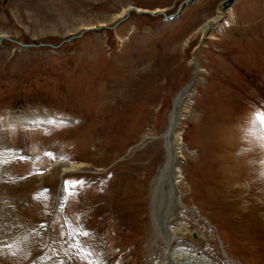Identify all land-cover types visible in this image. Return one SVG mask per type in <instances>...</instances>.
Instances as JSON below:
<instances>
[{
    "label": "rangeland",
    "instance_id": "1",
    "mask_svg": "<svg viewBox=\"0 0 264 264\" xmlns=\"http://www.w3.org/2000/svg\"><path fill=\"white\" fill-rule=\"evenodd\" d=\"M183 1L0 0V149L34 156L0 153V264H165L151 183L197 71L178 126L176 256L264 264V182L243 151L264 131V0H234L211 36L224 0L163 19Z\"/></svg>",
    "mask_w": 264,
    "mask_h": 264
},
{
    "label": "bare ground",
    "instance_id": "2",
    "mask_svg": "<svg viewBox=\"0 0 264 264\" xmlns=\"http://www.w3.org/2000/svg\"><path fill=\"white\" fill-rule=\"evenodd\" d=\"M226 3L227 0H224V2L220 4L219 7V10H221L219 13L220 15H218V17L216 16L211 21L210 25L204 27V32L206 33L205 35L211 36L210 30L212 29L213 31L219 32V29L215 28L216 27L215 22H217L218 20H222L226 18L228 22L231 21L232 14H229L231 9L225 7ZM223 9L227 11L223 12L224 11ZM213 25L215 26L214 28H212ZM198 72L199 71L194 73V78L192 79L193 84L189 85L190 87L186 88L182 95H180L181 94L180 93L176 97V100L174 102L175 108L173 106V110H172L173 112L169 116L168 130L163 137L164 148L166 153V157H165L166 162L164 163V166H162L163 168L159 170L158 175L155 178H153L151 183V204H150L151 214L150 215L152 221L154 222L153 224L154 230H156L160 238L162 237L164 240L163 243L165 244V251H166L165 264H213V262L210 261L209 258L207 259L203 256H197L196 252L195 254H192L190 256L188 255L189 257H187V259H185L186 258L185 256H184L185 258L177 257L175 252V246H176L175 244L177 242V239L175 238L174 231L171 228L173 211L175 210L176 206L180 204V197L178 203H175L174 201V199H177L176 190H177V182H178L176 178V176L178 177V172L176 167V163H177L176 156L181 141L179 134L180 128H178V126L180 124L181 117L183 116V115L181 116L183 106L186 104V102H188V104L190 103L189 100L190 95H192V93H194L195 91V82L198 77L197 74ZM62 164L64 167V168L62 167L64 169L63 172L75 171L81 168V166L80 168L79 166L74 167L69 163H65V164L62 163ZM4 234H8V233L5 232V229H0L1 250L3 249L5 244L2 243V241H6V238H4L5 236ZM17 238L21 240L23 239L22 236ZM13 242H16V240H14Z\"/></svg>",
    "mask_w": 264,
    "mask_h": 264
},
{
    "label": "clouds",
    "instance_id": "3",
    "mask_svg": "<svg viewBox=\"0 0 264 264\" xmlns=\"http://www.w3.org/2000/svg\"><path fill=\"white\" fill-rule=\"evenodd\" d=\"M253 110L252 115H255ZM251 119L249 117V126H251ZM246 147L243 149L246 155H250L256 159V176L259 181L264 182V131H257L255 134L250 135L245 141ZM252 163V159L249 161Z\"/></svg>",
    "mask_w": 264,
    "mask_h": 264
},
{
    "label": "snow or ice",
    "instance_id": "4",
    "mask_svg": "<svg viewBox=\"0 0 264 264\" xmlns=\"http://www.w3.org/2000/svg\"><path fill=\"white\" fill-rule=\"evenodd\" d=\"M83 183L84 182H81V184H83ZM77 234H81V235H92L90 232H88L87 230H84V229H81L80 232L77 233ZM80 247L83 248L82 245ZM91 254L98 256V253H96L95 250H93V252ZM97 264H103V261L98 258L97 259Z\"/></svg>",
    "mask_w": 264,
    "mask_h": 264
},
{
    "label": "water",
    "instance_id": "5",
    "mask_svg": "<svg viewBox=\"0 0 264 264\" xmlns=\"http://www.w3.org/2000/svg\"><path fill=\"white\" fill-rule=\"evenodd\" d=\"M190 1H191V0H187V1L183 2V4H189ZM181 10H182V7L179 8V11H181ZM183 92H184V91H182L180 95H182ZM176 192H177V190H176ZM176 195H177V193H176Z\"/></svg>",
    "mask_w": 264,
    "mask_h": 264
}]
</instances>
